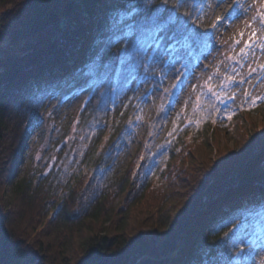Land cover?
I'll return each instance as SVG.
<instances>
[{"label": "trees", "instance_id": "1", "mask_svg": "<svg viewBox=\"0 0 264 264\" xmlns=\"http://www.w3.org/2000/svg\"><path fill=\"white\" fill-rule=\"evenodd\" d=\"M50 2L53 0H0V29L7 28L8 35L19 41L17 49L0 54V264H12L18 247L30 249L40 264H79L90 252L105 259L120 257L119 264L149 260L169 264L177 256L195 257L203 244L220 243L229 227L209 234L210 225L226 220L264 190L258 155L221 165L264 133V123L252 119L254 114L264 117V102L241 110L243 90L233 84L230 87L238 90L236 100L217 103L222 112L230 106L234 112L231 120L218 116L189 126L185 120L177 121L184 104L168 122L157 117L160 100L145 116L148 98L141 103L142 122L131 135H125V125L134 118L135 109H123L121 101L128 103L133 95L142 97L153 85L121 76L111 81V93L100 88L105 92L103 100L112 99L119 105L114 111H97L98 105L103 107L99 92L93 98L85 89L79 94L85 92V100H91L86 111L80 113L78 108L61 120V103L73 94L60 80L86 63L93 37L103 31L99 24L107 12L105 5L113 0H55L64 6L45 9L43 5ZM72 19L80 24L69 28ZM49 20L53 22L41 33L40 25ZM90 21L99 22L96 31L87 30ZM212 22L211 16H205L200 30L210 29ZM242 46L243 41L235 53ZM122 47L118 43L112 52ZM235 53L229 49L227 55ZM233 66L246 76L244 67L231 61L227 67L221 65V71L231 73ZM219 79L215 77L213 83ZM137 88L139 92L131 91ZM253 94L264 95V89L258 86ZM41 97H46L43 104L39 103ZM204 99L214 98L208 94ZM184 115L196 118L191 103ZM37 116L39 124L45 121L50 129V165L45 170L37 165L15 178ZM93 119L107 121L110 127L98 130L84 148L86 142L79 137L90 134L88 121ZM174 121L178 129L171 143L158 150ZM220 131L227 138L223 142ZM113 143L119 147H111ZM250 211L252 219H257L256 209ZM178 218L182 223L176 229ZM166 236L156 244L144 239Z\"/></svg>", "mask_w": 264, "mask_h": 264}, {"label": "snow or ice", "instance_id": "2", "mask_svg": "<svg viewBox=\"0 0 264 264\" xmlns=\"http://www.w3.org/2000/svg\"><path fill=\"white\" fill-rule=\"evenodd\" d=\"M227 6V10L214 17L210 29L201 31V24L209 9ZM55 0L43 5L45 9H55L63 7ZM79 7V5H76ZM107 12L103 18V31L95 35L89 45L87 60L84 65L77 67L62 77L60 84L72 90L75 98L81 91L87 89L89 95L95 98L99 92L103 107L98 105L97 111L111 112L119 105L115 100H103L105 92L100 88L106 87L111 93V81L116 77L126 76L131 82L139 81L141 85L152 84L143 96L133 95L128 97V103L121 105L123 109L132 106L135 109L134 118L130 117L125 125V135H131L132 130L139 126L143 119V107L141 103L146 102L149 97L159 94L157 117L167 120L170 109H174L175 103L180 102V93L189 86L194 94L184 102V109L177 114V121L185 120L186 124L199 125L206 119H215L223 116L231 120L234 112L230 106L223 112L218 104H225L226 100L235 101L238 90H233L230 86L235 84L239 87L245 84L250 87L243 89V100L238 105L241 110L245 107H252L257 102H264V95H254L256 86L264 87V63L259 62V56H264V0H260V9L250 20H245V31L238 33V39H233V45H239V53H235V47L231 48L232 55H226L219 63H214V71L205 73L201 70V76H206L202 82L196 77V68L200 65L201 59L206 60L215 49V34L224 28L227 30L231 23L242 19L247 14V9L241 0H113L110 5H105ZM243 9V11H241ZM52 20L40 25V32H46ZM96 21L87 24V30L96 31L98 27ZM80 24L79 20L72 19L68 22V27ZM118 31V34L116 32ZM120 43L124 47L119 48L115 53L112 49ZM19 47V41L8 35L7 28L0 29V54ZM259 54V55H258ZM247 62V74L242 75L235 66L231 68V73L222 72L221 65L228 66V61L239 68L245 67ZM215 77H220L217 83H213ZM239 77V78H238ZM196 79V83L192 80ZM253 79L256 84H253ZM167 80H172L170 86H165ZM84 83H81V82ZM134 93L140 89H131ZM210 94L213 100L205 101L204 97ZM46 97H41L39 103L43 104ZM136 101L137 103H133ZM91 100H85L79 112L86 111L85 105ZM189 103L192 105V112L195 119L184 115ZM109 104L113 107L109 108ZM35 115V113H33ZM51 115V113H49ZM124 115V111H120ZM37 126L39 118L36 117ZM174 121L173 130L168 133V139L164 144L158 145V150H163L171 143V138L178 129V123ZM158 122V121H157ZM79 120L74 122L78 124ZM119 123V122H117ZM89 135H80L79 139L84 148L97 135V131L109 128L107 121L101 123L93 119L88 121ZM154 127V124H153ZM75 130V128H74ZM31 133L29 132L28 135ZM108 137H105L107 140ZM67 143V141H65ZM111 147H119L118 143H113ZM75 151V150H73ZM83 155V152L79 153ZM105 154H110L105 150ZM249 154L259 156V171L264 176V133L250 141L238 154L221 161V165L229 161L238 160ZM139 167V165H137ZM256 209L253 220V212ZM62 210V209H61ZM59 214V211H57ZM182 221L178 218L175 228L179 229ZM223 227H229V231L221 237V242L214 245L203 244L195 257L181 259L179 256L169 262V264H249L255 256L264 253V190H261L258 197L252 201H245L239 208L232 211L226 220L218 221L209 227V234L218 231ZM168 237H147L145 240L153 244L166 240ZM136 242L133 241V244ZM259 249V251H257ZM120 257L105 259L98 253L90 252L80 260L79 264H119ZM12 264H40L39 257L30 249L18 247ZM144 264H158L155 260H149ZM259 264H264L261 259Z\"/></svg>", "mask_w": 264, "mask_h": 264}, {"label": "rangeland", "instance_id": "3", "mask_svg": "<svg viewBox=\"0 0 264 264\" xmlns=\"http://www.w3.org/2000/svg\"><path fill=\"white\" fill-rule=\"evenodd\" d=\"M259 1L260 0H241L244 9L248 10L247 14L242 19L232 22L231 27L228 28L227 30L221 28L216 32L214 46L215 49H217L218 51H213L212 54L208 56L206 60L201 59L200 65L196 68L195 71L196 77L199 78L201 82L202 79L205 77V76H201V70H203L205 73L213 72L214 63H219L221 59L223 60L224 57L227 55L229 49H231L232 47H235L236 50V47L238 45L235 46L233 45V39L235 38V36H237L241 30H244L245 37L247 36V30L245 29V26L242 27V24L245 23V20H250L251 17L255 15L254 8H256L258 4H260ZM259 9H260V5H259ZM226 10H227L226 5L221 6L220 9H215V7L213 6V8L208 10L207 15H210L212 18H214L216 15H220ZM241 11H243V9ZM263 60H264V56H259V62L262 63ZM247 62L249 61L247 60L245 61V67H244L246 72L248 71V68L246 66ZM196 82H197L196 79L192 80L193 84ZM172 83H173L172 80H167L165 82V86H170ZM246 85L247 84L241 86L240 88L244 89L248 86ZM191 93H192V89L190 86L185 91L180 93V102L178 104L175 102L173 103L174 109L169 110L167 115L168 117L166 120L167 122L173 118V116L176 114L178 110H180V107L182 106V104H184L186 100H189L190 97L194 99V95L191 96ZM158 95L159 94H155L151 96L148 102H146L145 116H148V114H150L152 109L156 106L159 100ZM85 97H86V93L82 92L81 94L78 95V98H75L73 96L65 99L61 103L62 105L60 106L59 109L61 113L60 119L62 120L66 116L68 117L74 115L76 113V110L80 108L81 105L84 103ZM252 119L258 123H264V117L262 115L254 114L252 115ZM46 124L47 122L45 121L40 122V124L36 126L35 130H33L31 134L28 135V138L26 139V145H25V150L23 152L22 160L16 166L17 174L15 178L28 174L29 172H31L33 167L37 165L40 168H42V170H45L50 165L51 149L48 147H50L49 135L51 134H50V129L47 130ZM220 134H221L220 137L222 139V142L225 141L227 139L225 133L220 131ZM136 139H138V136ZM227 144L230 145L229 142ZM131 154H132V149L129 150V152L126 155L127 161L129 160ZM6 194H7V190H6ZM257 251H259V249H257ZM261 259H264V253H261L259 256H255L251 264H259Z\"/></svg>", "mask_w": 264, "mask_h": 264}]
</instances>
